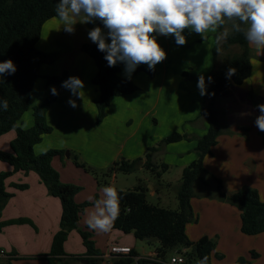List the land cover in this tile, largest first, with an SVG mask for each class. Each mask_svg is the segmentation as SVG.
<instances>
[{
  "label": "trees",
  "instance_id": "trees-1",
  "mask_svg": "<svg viewBox=\"0 0 264 264\" xmlns=\"http://www.w3.org/2000/svg\"><path fill=\"white\" fill-rule=\"evenodd\" d=\"M58 0H0V62L11 59L16 65V71L12 75L4 74L0 79V98L8 101V109H0V135L14 130L15 135L9 141V151L0 150V160L11 166V171L0 172V211L11 196L7 190L5 180L15 171H34L47 193L59 199L61 213L59 217V229L53 234L49 252L41 255L46 264H67L62 256L65 255L63 243L68 233L77 229V222L82 209L94 202L74 201V194L79 187L62 183L59 180L58 172L52 167L51 160L54 156H61L60 149L49 148L39 154L33 152V145L41 140L43 134L50 133L52 128L46 122L45 114L53 97L48 96L37 106L32 107L33 124L30 127L22 128L19 121L23 113L30 105L33 85L39 76L41 64L50 59L51 53L37 49V42L41 35L43 23L50 18L57 17L55 12ZM99 26L107 33L103 22L96 19L87 23V31ZM110 43V38L108 39ZM224 44L238 45L240 51L229 54L221 63H216L217 47L213 48V66L208 77L212 81L207 85V93L204 95V102L201 109L206 121V130L196 139V157L182 168L179 183L176 188L177 207L170 209L147 201L146 192L148 188L145 183L138 180L137 184L126 190L116 189L119 195V213L112 224V228L121 233H132L136 239L154 241L158 257L162 263L140 257L135 260L133 257L139 255L131 247L127 255L110 257L111 264H166L165 261L173 251L185 249L186 262H199L207 257L206 264L215 252V241L206 235H202L195 241L189 240L186 235V224L195 219L190 199L194 194V186H214L215 195L211 197L219 201H225L234 205L239 211V228L243 234L255 235L264 231V202L259 199L257 190L250 187L240 188L227 194L223 190L219 178L209 174L203 167L202 161L205 155L212 153V147L216 144L217 137L221 132V112L217 107V98L227 96L230 93L231 85H240L251 73V61L249 58L248 41L243 33H230L224 40ZM81 49L86 55L92 58L95 63V73L91 82L97 87L98 97L96 105L98 108L97 122H100L105 115V109L112 97L132 94L136 86L128 77H122L120 70L125 69L122 62L114 67H109L104 59L105 53L98 50L97 44L92 41L83 43ZM229 68L236 71L230 77L226 75ZM150 71L143 65H138L132 74L140 71ZM65 77H47L48 82L58 83ZM214 93V94H213ZM257 105V102H255ZM257 116L260 114L259 109ZM261 141L264 143V131L258 129ZM185 134L171 132L161 142L171 143L181 140ZM160 142V143H161ZM157 146L147 148L143 156L133 159L120 158L108 169V173L120 171L130 173L138 168H144L152 173L158 180L163 172L167 170V164L154 162V153ZM75 158V156H74ZM75 165L83 166L74 160ZM16 188H24L23 184H13ZM208 188V187H207ZM21 222L20 220H0V231L5 224ZM78 234L85 247V256H71L74 259H82L86 264H99L100 251L94 247L90 238V232L78 229ZM251 257L257 253L250 252ZM11 259V257L9 258ZM249 261L239 256L232 264H248ZM0 264L3 262L0 259Z\"/></svg>",
  "mask_w": 264,
  "mask_h": 264
},
{
  "label": "crops",
  "instance_id": "crops-1",
  "mask_svg": "<svg viewBox=\"0 0 264 264\" xmlns=\"http://www.w3.org/2000/svg\"><path fill=\"white\" fill-rule=\"evenodd\" d=\"M77 19H80V17H77ZM76 24L77 27L74 25L75 31L71 33L72 36L77 34L78 28H80V26L83 27L84 31L87 30L85 23H78L77 21ZM224 28H230V24L218 29L217 32H215L217 37L220 32L224 31ZM215 33L209 32L206 34V38L203 39L200 34L190 31L186 32L187 35L185 37L189 38L191 41L190 43L188 40L192 50L190 51L189 46L185 45L181 53L184 56H188L190 54V56H188L186 59L189 60L188 63L190 65H193V69L195 70L196 74L200 76L203 75L204 77H207L212 69L213 49L211 47L212 43L208 36ZM83 38V43H88L91 41L88 35L84 36ZM221 42H223L222 45H224V40ZM255 47V45L248 42L249 50ZM261 52L264 53V48H261ZM65 57L66 56H59V58H57L59 64L55 72L59 73L60 71L65 70L67 71L68 77H79L83 81V89L80 90L81 93L73 95L69 90H66L70 93L71 97L73 98L72 100H75L78 103L79 99V104L81 105H83L84 100H86L87 104L89 93L88 90L93 89L89 82L95 73V64H93L89 56L83 53H81L79 56H67L68 62L66 64L64 62ZM253 57L259 58V63H255V59H253ZM249 58L251 61V73L249 77L246 78L240 85H231L229 95L221 96L217 99V107L221 112V132L217 137L216 144L212 147V153L204 156L202 164L204 169L209 174L221 180L223 190L227 194L232 193L240 188L252 187L257 190L259 199L264 202V198L261 195L259 187H257L255 183H251L250 180L246 181L241 176L236 175L233 170V168L239 164L244 166L247 165L248 167H245L249 168L253 172L259 168L264 169V143L261 141V136L259 135L258 128L255 125V119L258 113L257 105L264 103V56H250L249 53ZM163 62L165 63V59ZM162 72L163 78L159 85L157 87L155 86L154 89L152 86V89L147 88V96L154 97V99L148 104L145 115L150 117V120L153 123L158 122L159 119L167 113L162 107H160V113L157 111L158 104L163 103L160 102V93L163 88H168L167 79L169 75L165 66L163 67ZM135 75H132L131 77L133 83H136L135 80L137 79V76ZM122 77H127V75ZM258 84L263 86L261 91L258 89ZM187 89L188 93L193 95L192 97L194 98V101L190 102L189 97H187L186 102L190 105H196V107L199 108L200 105H198V102L200 100V92L197 87V83L193 82L190 84L189 82ZM131 95L133 96L136 94L133 93L129 96ZM77 96L79 97L78 99ZM71 97L68 95L62 97L63 102H65L64 105L61 106L62 108L60 105H57V100L54 101L50 105L47 114V120L49 124L53 125L52 118L55 120L57 117L61 119L63 118L64 121L70 125V128L64 129L65 134L67 136L69 134L68 138L75 141L74 139L76 138L72 136V134L73 131H77L71 128L73 117L68 113L69 109H73V107L67 103V100L71 99ZM255 97H258L257 101H255ZM255 102H257V105ZM133 109L136 113H138L137 110H140V107L134 106ZM189 116L190 115L186 114L185 120L194 119L192 121L194 123H198L196 120L199 121V133H192L193 141L196 142V139L206 130L205 117L203 114L202 116L201 114L193 117ZM54 129H56V127L53 125L52 131ZM14 135V130H10L0 135V139L3 137V142L0 143V150L9 151V141L14 137ZM76 135L80 136L79 133ZM82 140L84 141L82 136H80L75 141L76 143L71 146H73L75 149L80 148L82 151V156L86 160L87 158L92 160H99L101 158L108 160L110 157H112V155H114L115 151H118V154L121 156V158L133 159L143 156L147 148L152 146V143L154 144L157 142V139L154 136H152V138H142L137 142L128 141V139H125L120 144L119 149L111 150L106 146L104 140L101 141L99 139L86 138V145H79ZM44 141H46V138L43 139V142ZM43 142L38 144H42ZM38 144L33 147L34 151L38 152V154L50 146L44 145L43 148L38 149ZM84 148H86V150ZM164 152H166L165 148H158V150L154 153V162L156 164L158 162L157 158L160 159V155ZM190 155V160L192 161L195 156L192 154ZM63 159L64 158H60V156H54L51 160V165L58 172L59 180L62 183L78 184L81 186L79 191L74 194V201L77 203L91 201L95 196L97 199L102 198V189L104 187L97 188L94 180L89 174L83 172L80 168L73 166L71 163ZM161 162L164 161H160V163ZM181 162L182 163L179 164L180 174L182 168L188 164L186 160H182ZM1 171H11V166L8 163L0 160V172ZM161 177L162 175L158 180L156 179L154 182H152L148 188L150 195L156 196L158 198L165 197L162 194L160 185H163L164 187H172V183L170 181H165L163 178L161 179ZM177 181L179 183V179ZM5 183L7 190L11 193V196L1 209L0 220H20L21 222H18L17 224H6L4 227H2L0 231V249H2L5 254L0 256L1 261L3 264H46V260L40 256L49 252L53 234L59 229V217L61 213L59 199L47 193L45 186L34 171H28L27 173H24L23 171L12 172L6 178ZM13 184H23L25 187L16 188L12 186ZM197 185H200V187L204 186L209 188L211 184L209 186L203 185L202 183ZM209 201H214V199ZM217 201L218 204L215 207V211L217 210L218 214H220V211L230 212L234 223H232L231 227H228L226 217L220 215V228L209 230L203 228L199 231V233H197V237L193 241L197 240L202 235H206L209 238L214 237L215 252L217 251L216 254H221L224 257L225 253L222 252H225L223 249L224 245H232V243L236 240L239 241V243L241 242L240 246L239 243H234V245L236 244V252L233 254L231 259H229V261L233 262L237 257L244 256L245 252H247L246 249H253L255 246L250 244L246 245L245 240H243L244 236L251 235L243 234L240 231V219L239 217L234 218V215H237L236 210H231L232 208H226L228 203L225 201ZM175 202L177 203V200ZM190 204L191 207L193 204H195V201H193L192 198L190 199ZM92 209L93 204H89L82 209L77 222V229L71 230L63 243L65 255L62 256V259L65 260L67 264H86V262L82 259L77 260L71 257L85 256V247L79 237L77 231L78 229H87L88 231H92L93 235L90 238L94 242V247L100 251V256L103 257L104 260L109 259V257L104 255L107 253V248L110 244H125L124 242H121V232H117V230L113 229L112 226L107 232L94 231L87 226L86 218ZM257 234L264 235V231ZM133 248L135 249V247ZM154 248L155 247L153 246L152 249L145 252H138L136 249L135 250L139 255H142L150 252ZM251 251L253 250H250L249 254ZM10 257L11 259H9ZM258 257V253L256 257L250 256L252 260L257 259ZM254 263L255 262H251V264ZM56 264H59V262L57 261Z\"/></svg>",
  "mask_w": 264,
  "mask_h": 264
},
{
  "label": "rangeland",
  "instance_id": "rangeland-1",
  "mask_svg": "<svg viewBox=\"0 0 264 264\" xmlns=\"http://www.w3.org/2000/svg\"><path fill=\"white\" fill-rule=\"evenodd\" d=\"M85 24L87 26V23ZM75 26L77 27V24H75ZM85 31L83 27L80 26V28H78L77 34L72 36L71 33L64 30V26L62 25V22L58 16L43 23L40 35L41 38L39 37L40 40L39 42H37V49L46 53H51V56L48 62L43 63L40 66L39 76L37 77L33 85L30 105L27 110L23 113L19 121V126L22 128L32 126V107L39 105L48 96H52L53 99L49 103V106L46 110L45 118L47 124L51 126L52 129L54 125L56 129H54L53 131L51 130L50 133L43 134L41 136V140L34 144L33 147L38 143L43 142V139L46 138V141H44L42 144H38V149L43 148L44 145H50L49 148L62 150L63 153L60 158H64L65 161H68L73 166L80 168L83 172L89 174L94 180L97 188L112 186L115 189L120 190L132 188L137 184L138 180L144 182L146 187L149 188L150 184L154 182L156 178L154 177V175H152L150 171L144 168H138L130 173H122L120 171L108 173L109 167L115 161H118L121 158V156H119L118 154V151H115L114 155H112V157H110L108 160H105L103 158L99 160H92L90 158H87L86 160L83 158L82 151L80 150V148L75 149L73 146H71L76 143L75 141L80 136H82L84 141L82 140L79 145H86V138L99 139L101 141L104 140L106 146L109 147L111 150H115L119 149L120 144L125 139H128V141L137 142L140 141L142 138H152V136H154L156 137L157 142H155L154 144L152 143V146H157L164 137H166L173 131L183 135L185 134V137L179 141L171 143L161 142L159 146L160 149L165 148L166 152L160 155V159L157 158V164H159L160 161H164L168 164V169L162 173L161 179L163 178L165 181H170L172 183V187H164L163 185H160L162 194L163 196H165L161 198L150 195L149 190H147L146 192V199L148 202L170 209H175L177 207V203L175 202V194L178 183L177 180L180 176L179 164L182 163V160H186V162L189 163L191 161L190 154L196 157L194 149L196 142L193 141L192 133H199V121L196 120V122L198 123H194L192 122L194 119L185 120V115L187 114L190 115L189 117H193L201 114L202 116L201 109L205 100L204 95H200L201 103L199 100V108H197L196 105H190L186 102L187 97H189L190 102L194 101V98L192 97L193 95L191 93H188V83H197L198 78L200 76L196 74L195 70L193 69V65H190L188 63L189 60L186 59L188 56H190V54L188 56H184L181 53L185 45L189 46L190 51L192 50V47H190L191 41L189 40V38H186L187 42L182 46H178L175 42L174 36H163L157 33H153V35L156 36V39L161 45V47L166 51L167 55L165 63L163 61L158 63L155 66V69L151 70V72L143 70L136 73L137 75L131 74V77L132 75L137 76V79L135 80L136 83H134L136 89L133 92L136 95H121L112 97V101L110 99V105L106 107V113L100 122H97L98 108L96 105V100L98 97V90L90 79L89 83L93 89L88 90L89 93L87 104L86 100H84L83 105L79 104V97L77 96L78 103L74 100L76 103V107L73 109H69L68 111L69 115L73 117L71 128L77 131H73L72 136L76 138L74 139L75 141H73L68 138L69 134L67 136L64 130L65 128H70V125L65 122L63 118L61 119L59 117H57L56 120L52 118L53 125L49 124L47 120V114L50 105L54 101L57 100V105H60L61 107L65 103L63 102L62 97L65 95L71 97L70 93L65 88L60 87L62 85V82L68 78V75L67 71L65 70L60 71L59 73L55 72L59 64L57 58H59V56H66L64 59V62L66 64L68 62L67 56H79L81 53L86 54L81 49L84 39L83 37L88 35V31ZM187 31L189 30L185 29L182 34L186 36ZM208 38L212 43V49L215 45H217V64L221 63V61L225 59L229 54L240 51L238 45H229V47L225 44L222 45L223 42L221 41L218 43L216 33L210 34ZM188 40L190 41V43ZM249 53L250 56H264V53L261 52V48L257 47L250 49ZM253 59H255V63H259V58L253 57ZM92 62L93 64H95L93 60ZM141 65L148 68L146 64ZM164 66L167 68L169 75L167 79L168 88H163L160 93V102L163 103L158 104L157 111L160 113V107H162L167 113L162 116V118H160L158 122L153 123L150 120V117L145 115L148 104L151 102V100L154 99V97L147 96V88L150 89L152 86V88L154 89L155 86L157 87L159 85L163 78L162 70ZM119 73L122 76H126L124 68H122ZM62 74H65V77H63V79H61L58 83L47 81V77H59ZM204 78L207 86V77ZM53 86H55V88L57 89L58 95H53L51 93V88ZM262 87V85L258 84V89H260V91L262 90ZM71 99L73 98L71 97ZM254 99L255 101H257L258 97H255ZM68 101L69 100H67V103ZM134 106L140 107V110H137L138 113H136L133 109ZM77 133H79L80 136H77ZM2 138L3 137H1L0 139V143L3 142ZM49 148L44 149V151ZM84 149L86 150V148ZM34 153L38 154V152L35 151ZM74 160H76L78 163H82L83 166L75 165ZM245 166L241 164L236 165L235 168H233L235 174L241 176L246 181L250 180L251 183H255L257 187H259L261 195L264 198V169L259 168L253 172L249 168H247L248 166ZM72 185L79 187V189L81 188V186L78 184ZM79 189L77 191H79ZM214 193V186L212 184L209 186V188L204 186L200 187V185L197 184L194 186V194L192 200L195 201V204H193L191 208L195 215V219L187 223L185 227V232L189 240L193 241L194 239H196L197 233H199V231L203 228H206L208 230L220 228V215L226 217L228 227H231L232 223H234L230 212L220 211V214H218L217 210L215 211V207L218 204V201L216 198L211 197L212 195H215ZM212 199H214V201H209ZM226 206V208H232L231 210H236L237 215H234V218L239 217L238 210L234 205L228 203ZM17 223L18 222L12 224ZM89 232L91 237L93 235L92 231ZM120 236L122 237L121 242L135 247L138 252L148 251L153 248L154 244H156L154 241L147 242L146 240L136 239L132 235V233H120ZM243 238V240H245L246 242V245L250 244L255 246V248L249 250L246 249L247 252H245L244 256L242 257L246 258L249 261L248 264H251V262H255L254 264H264V235L257 234L251 236H244ZM211 239L215 241L214 237H212ZM234 243L238 244L239 241H234L232 245H224L223 249L225 250V252H222L225 253V257L221 254H216V256L213 255L210 259V264L234 263V261H229V259H231L233 254L236 252V244L234 245ZM240 244L241 242L239 243V246ZM250 250L257 252L259 254V257L255 260H252L250 258L251 255L249 254ZM99 259H101L99 261V264H111L109 260L110 258L104 260L103 257H100Z\"/></svg>",
  "mask_w": 264,
  "mask_h": 264
},
{
  "label": "clouds",
  "instance_id": "clouds-1",
  "mask_svg": "<svg viewBox=\"0 0 264 264\" xmlns=\"http://www.w3.org/2000/svg\"><path fill=\"white\" fill-rule=\"evenodd\" d=\"M55 12L69 33L75 31L77 21L101 20L107 33L96 26L89 30L88 37L97 44L99 51L105 53L104 59L109 67L124 63L129 79L138 65L146 64L154 70L166 59V51L153 33L174 36L176 44L182 46L187 42L182 34L185 29L205 39L207 33H215L230 24V28L219 33L218 43L226 40L230 33H243L250 44L264 48V0H58ZM15 71L16 65L11 59L0 62V79ZM235 71V68H229L226 75L230 77ZM211 81L209 76L208 82ZM61 87L77 95L83 89V81L70 76ZM197 87L201 96L208 94L203 75L199 76ZM51 93L58 95L55 86ZM68 103L76 107L74 100L69 99ZM257 107L260 114L255 125L264 131V103ZM0 109H8L6 99L0 98ZM102 192V198L94 200L86 224L94 231L107 232L119 213V195L112 186L104 187ZM206 260L207 257L199 264H206Z\"/></svg>",
  "mask_w": 264,
  "mask_h": 264
},
{
  "label": "built area",
  "instance_id": "built-area-1",
  "mask_svg": "<svg viewBox=\"0 0 264 264\" xmlns=\"http://www.w3.org/2000/svg\"><path fill=\"white\" fill-rule=\"evenodd\" d=\"M131 252V247L125 244H110L107 248V253L104 255L106 257L119 256V255H127ZM185 249H181V251H173L172 254L165 261L166 264H197L195 262H186ZM5 253L2 249H0V256H3ZM140 257L146 258L148 260H152L155 262L162 263L163 261L158 257V252L156 249L151 250L148 253L142 255H136L133 258L138 260Z\"/></svg>",
  "mask_w": 264,
  "mask_h": 264
}]
</instances>
